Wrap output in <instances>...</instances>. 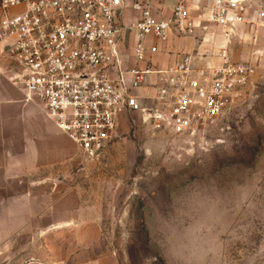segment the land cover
Instances as JSON below:
<instances>
[{
    "label": "rangeland",
    "instance_id": "1",
    "mask_svg": "<svg viewBox=\"0 0 264 264\" xmlns=\"http://www.w3.org/2000/svg\"><path fill=\"white\" fill-rule=\"evenodd\" d=\"M139 17L128 8L126 24ZM200 40L190 38L183 52L220 64L218 55L226 50L229 61L253 65L247 98L204 130L185 135L155 133L138 112L121 116L107 160L87 161L78 152L62 210L63 219L78 223L58 229L57 238L48 230L46 239L31 243L46 263L61 247L63 261L78 250L80 264L93 256L105 257V264H184L171 250L190 255L191 234L197 233L206 241L201 264H264V27L242 25L230 39L215 30L208 33L206 48H193ZM135 43L133 33L127 54ZM120 186L129 194L116 209ZM186 191L199 195L179 205L184 215L173 221L179 238L166 241L158 228L161 210L170 194Z\"/></svg>",
    "mask_w": 264,
    "mask_h": 264
},
{
    "label": "built area",
    "instance_id": "2",
    "mask_svg": "<svg viewBox=\"0 0 264 264\" xmlns=\"http://www.w3.org/2000/svg\"><path fill=\"white\" fill-rule=\"evenodd\" d=\"M167 1L0 0V45H7L0 54L13 66L9 79L87 161L108 159L127 113H140L155 133L185 135L248 96L254 67L229 61L226 50L220 64L188 52L167 66L155 58L171 52L163 44L172 33L199 35L200 47L215 30L230 39L240 25L264 27V0H211L195 11L191 0H173L166 15ZM127 8L140 15L130 25L122 17ZM127 29L136 35L130 54L120 45Z\"/></svg>",
    "mask_w": 264,
    "mask_h": 264
},
{
    "label": "crops",
    "instance_id": "3",
    "mask_svg": "<svg viewBox=\"0 0 264 264\" xmlns=\"http://www.w3.org/2000/svg\"><path fill=\"white\" fill-rule=\"evenodd\" d=\"M191 2L193 11L209 4L206 0ZM167 4L171 7L173 0H168ZM127 11L128 8L122 13L125 24L129 22ZM133 33L125 30L120 45L130 43ZM189 39L170 34L163 45L171 52L157 56L156 65L175 62L178 53L190 46ZM201 45L192 47L203 49L207 43ZM12 68L0 54V264H80L78 250H70L71 260L63 261L61 247L58 251L54 249L49 253L54 255L51 262L46 263L41 252L31 248V243L46 239L48 230L57 238L58 229L78 223L73 218L63 219L62 210L64 187L70 183L79 149L47 117L39 103L26 100L21 88L9 79ZM145 90L143 88L142 92ZM72 190H66V195ZM34 227L49 228L32 234ZM57 252L60 253L57 255ZM104 258L93 256L82 264H105Z\"/></svg>",
    "mask_w": 264,
    "mask_h": 264
},
{
    "label": "clouds",
    "instance_id": "4",
    "mask_svg": "<svg viewBox=\"0 0 264 264\" xmlns=\"http://www.w3.org/2000/svg\"><path fill=\"white\" fill-rule=\"evenodd\" d=\"M198 195L199 194L195 191L177 192L175 196L170 194L168 204L161 210V214L158 218L160 234L166 241L171 242L173 238H179L173 226L174 219L178 216L184 215V209L179 205L187 204L191 200H195ZM191 237V247L189 248L190 255L182 256L175 249H172L171 251L177 259L183 260L184 264H201L203 259V243L206 241H204V238L197 233H192Z\"/></svg>",
    "mask_w": 264,
    "mask_h": 264
},
{
    "label": "water",
    "instance_id": "5",
    "mask_svg": "<svg viewBox=\"0 0 264 264\" xmlns=\"http://www.w3.org/2000/svg\"><path fill=\"white\" fill-rule=\"evenodd\" d=\"M6 44H4L2 46V50L6 48ZM129 194V191L128 189H126L124 186H120L118 191H117V195H116V209H118V204H119V201L122 199V198H125L127 195Z\"/></svg>",
    "mask_w": 264,
    "mask_h": 264
}]
</instances>
